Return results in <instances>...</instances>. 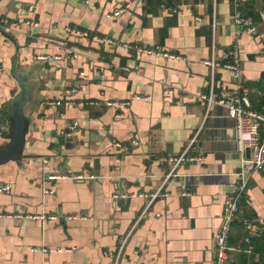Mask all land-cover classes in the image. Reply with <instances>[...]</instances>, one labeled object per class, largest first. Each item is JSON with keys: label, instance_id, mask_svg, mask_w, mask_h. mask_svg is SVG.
<instances>
[{"label": "crops", "instance_id": "0c3cea01", "mask_svg": "<svg viewBox=\"0 0 264 264\" xmlns=\"http://www.w3.org/2000/svg\"><path fill=\"white\" fill-rule=\"evenodd\" d=\"M263 7L257 0L262 17ZM118 9L121 15L109 16ZM0 15L18 22L0 28V145L10 139L19 72L28 74L30 92L22 157L0 165V187L11 186L0 191V264H215L214 239L243 162L235 121L200 97L210 91L205 60L236 45L252 108L264 111V21H253L256 33L238 26L233 0H0ZM32 18L37 26L27 23ZM140 45L181 56L140 53ZM214 85L237 87L224 68ZM71 87L77 104L68 106ZM195 136L191 152L204 160L181 164L167 178L172 164L163 158L184 152ZM56 174L69 177L50 178ZM79 174L86 178H73ZM248 177L228 264H264L263 254L248 251L250 236L264 233V169ZM160 187L151 203L139 196Z\"/></svg>", "mask_w": 264, "mask_h": 264}, {"label": "built area", "instance_id": "2783aa9c", "mask_svg": "<svg viewBox=\"0 0 264 264\" xmlns=\"http://www.w3.org/2000/svg\"><path fill=\"white\" fill-rule=\"evenodd\" d=\"M245 0H233L234 5V22L238 26L247 27L250 32L256 33L257 28L253 20L250 17H247L243 11V4ZM31 11L34 12L35 5L31 6ZM176 10V9H175ZM124 9L114 10L113 13L109 16L117 17L121 15ZM199 19V17L197 18ZM27 23L31 26H37L39 23L35 18L29 19ZM17 21H12L6 16L0 15V28L7 29L13 26H17ZM212 26V45L213 53L215 50L216 37H217V21H214L211 24ZM70 33L80 34L82 36H90V33L87 30H80L76 27L68 26L66 28ZM97 38V36H95ZM101 40L107 44H115L113 38L110 37H101ZM128 46V45H127ZM133 47V46H132ZM131 48V47H130ZM136 50L140 53H145L148 55H159L163 57H173L177 58L181 55L171 53L162 49L160 46H137ZM37 58L46 59V56L39 55ZM61 58V57H58ZM205 63L211 68V82H210V91L209 93H201L200 97L207 102L208 110L213 106H220L226 109L227 114L230 118L235 121V143L238 153L241 155L243 162V169L237 173V180L233 184V190L228 194L224 211L222 215V224L217 232L214 242H215V264H228L229 252L236 250L230 245V236L232 232L233 222L239 211V199L246 191L249 177L248 173L252 170H262L264 169V113L252 108L251 100L249 97V91L242 81V72H241V61L239 49L236 45L232 46L230 49L224 51L220 57L214 56L211 59L205 60ZM219 68H224L230 70L233 74V77L236 81L237 87L234 92L228 90H215V74ZM77 91L76 87H71L66 89L67 98L65 100V105H75L76 101L71 99L70 95ZM241 91V92H240ZM166 93H172L171 89H166ZM47 104H62L61 100L57 101H47ZM128 101H107L106 105L108 106H118L126 105ZM85 104H99L96 100H89ZM78 122L73 123L72 128H76ZM197 141V136H195L189 143L187 149L178 154L171 155L169 157L163 158L164 161H169L172 164L171 171L167 178L172 176L174 171L181 165L186 162H197L204 160V156L196 155L191 151L195 148V143ZM119 147H122L121 144H117ZM247 149H250V156L247 155ZM57 177H69L67 174L64 175H52L50 178ZM92 177V176H91ZM75 179H84L85 175H73ZM11 190L10 185H3L0 187V191H9ZM162 187L153 193L141 192L139 196H142L146 199L149 198L150 203L161 194ZM47 193H52L53 190L48 189ZM183 194H190L189 191L183 192ZM115 198H127L128 194H121L119 192L114 194ZM4 213L0 212V216H3ZM29 216V215H28ZM82 218H86L81 216ZM142 217V216H141ZM140 217V218H141ZM50 219H58L59 215L50 214L48 215ZM69 219L77 218V216L69 215ZM139 218V219H140ZM245 228L248 231H251L254 228V224L251 220L245 221ZM249 242V238H247ZM253 247L250 246L248 251H252Z\"/></svg>", "mask_w": 264, "mask_h": 264}, {"label": "water", "instance_id": "95a60500", "mask_svg": "<svg viewBox=\"0 0 264 264\" xmlns=\"http://www.w3.org/2000/svg\"><path fill=\"white\" fill-rule=\"evenodd\" d=\"M18 78L21 81V91L12 101L10 112L11 129L6 131V133L10 135V139L7 143L0 145V165L9 160L20 159L22 157L23 148L26 141L25 136L29 121L24 116L23 108L30 97L28 74L26 72H19ZM247 155L250 156V149H247ZM231 189L233 190V187Z\"/></svg>", "mask_w": 264, "mask_h": 264}, {"label": "trees", "instance_id": "16d2710c", "mask_svg": "<svg viewBox=\"0 0 264 264\" xmlns=\"http://www.w3.org/2000/svg\"><path fill=\"white\" fill-rule=\"evenodd\" d=\"M256 1L257 0H245L244 6H243V11H244L245 15L247 17L252 18V20L254 22H256V23L257 22H263L264 20H263L261 11H258L255 8ZM263 11H264V7H263ZM253 108L264 113L263 110H260L255 106H253ZM244 193H243V195H244ZM243 195L241 196L240 200L242 199ZM250 239H251L250 243H252L254 245L253 250H252L253 254L259 252V254L264 255V233L259 238H255V237L250 236ZM248 247H249V245H248ZM241 257H242L241 261L243 259H245V257L243 255H241Z\"/></svg>", "mask_w": 264, "mask_h": 264}]
</instances>
